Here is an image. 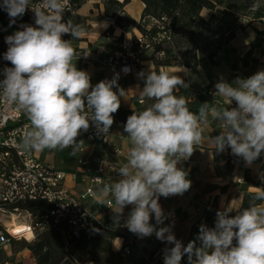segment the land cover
Masks as SVG:
<instances>
[{"label": "clouds", "instance_id": "9594fccd", "mask_svg": "<svg viewBox=\"0 0 264 264\" xmlns=\"http://www.w3.org/2000/svg\"><path fill=\"white\" fill-rule=\"evenodd\" d=\"M0 7L13 23L29 8L35 14L36 26L25 25L6 37L9 47L4 59L13 67L4 68L0 80V90L8 101L16 103L30 120L24 147L75 152L83 143L77 137L89 129L90 121L108 136L113 114L128 91L119 88V74L92 86L90 74L72 63L71 39L62 36L79 38L83 29L64 19V0H40L35 7L30 0H3ZM139 76L143 80L139 95L154 102L127 118L124 132L131 144L127 162L116 169L120 178L102 189L113 197L111 209L116 219L131 205L124 225L130 232L141 238L155 234L158 240L174 245L164 249V264H181L185 255L189 264H264V207L254 203L234 216L229 209L218 211L215 227L200 226V246L195 241L184 246L171 225L157 227L167 219L159 198L190 189L187 172L177 164L189 159L194 146L202 142V125L209 117L221 129L219 135L208 138L217 151L230 148L249 165L264 152V70L232 83L221 79L214 95L223 97L226 105L235 101L236 107L203 103L198 113L190 111L184 96L175 94L176 89L187 86L176 73L153 71L149 65ZM255 199L264 200V189ZM153 216L155 225L150 222Z\"/></svg>", "mask_w": 264, "mask_h": 264}, {"label": "crops", "instance_id": "0c3cea01", "mask_svg": "<svg viewBox=\"0 0 264 264\" xmlns=\"http://www.w3.org/2000/svg\"><path fill=\"white\" fill-rule=\"evenodd\" d=\"M133 1L135 0H130L124 7L128 21V7ZM138 1L141 3V7L139 14L133 21L134 23L138 22L143 8L142 2ZM77 14L86 18V23L90 25V29L83 31L78 41L71 43L75 50L72 63L78 70H84L90 74L92 86L102 80H111L116 74H119L117 81L119 88L128 91L125 97H121V106L130 111L136 110V101L144 99L137 91L143 88V80L139 73L147 72L149 65L153 71L163 70L170 74L179 75L187 85L184 89L199 88L210 84V92L213 96L212 106L217 108L227 107L223 97L214 95L217 82L223 79L232 83L237 78H248L257 71L264 70V57H261L258 52H254L259 41L256 27L252 25L253 28L246 26L243 30L236 32L235 37L219 51L216 64L202 62L194 68L177 65L156 67L151 60H142L137 65H130V73L125 74L120 72V67L123 64H108L109 57H107L104 48L103 33L112 23V20L104 15L101 0H85L77 10ZM96 16H100L101 19L97 20ZM134 30H137L134 26L131 31H123L116 27L113 31L115 37L112 39L122 35L124 43H128L127 34L131 37L133 34L137 36ZM246 32V37L238 45H234L237 36ZM90 45H93L95 50ZM182 68L186 71H180ZM113 90L117 91L118 89L114 88ZM124 125V123L122 125L113 124L109 130L108 139L115 149L120 150L118 153L110 151L102 143L93 145L91 141L82 137H77L78 142L83 141L80 145L81 150L75 152L68 148H56L53 151L46 148L43 151L34 150V152L40 159L67 172H80L83 167L79 160L85 156H89L91 159L105 158L114 163L118 169L127 162V152L131 147L127 133L124 132ZM202 127L204 137L202 142L194 146V152L189 159L181 160L177 164L178 168L187 172L186 178L191 181L190 189L182 195L169 196L168 198L161 196L159 198V204L164 214L174 213L175 217L167 219L163 225H157V227L171 225L176 239L181 241L184 246H187L190 241H195L196 245L200 246V241L197 239L200 226L203 224L209 228L215 227L212 216L216 211L229 209L231 210L229 213L234 216L238 211L243 210L241 203L245 192L253 193L262 190L258 184L261 182L262 174H264V152L249 165L242 158L233 155L230 148H225L223 152L214 149L208 138L219 135L221 129L218 121L209 117L208 122ZM66 151L75 155L73 166H68ZM119 178L116 175L109 180V183L112 184ZM65 184L74 193L83 189L82 184L74 183L69 177H67ZM109 199L112 201L111 206L106 205V201ZM83 204L95 212L101 222L116 218L111 209L115 206L113 197L110 194H103L101 188L97 189L95 197L87 198ZM258 206L264 207V201ZM131 209V205L127 206L119 217L120 223L113 226L122 236L112 240V249L118 251L127 242L130 255L148 256L149 253L155 251L154 258L160 259L161 264H164V249L174 245L158 240L155 234L141 238L130 232L124 225ZM150 222L155 225L154 216ZM24 250L31 254L28 249H22L21 252ZM21 252L14 254V256H18ZM30 259V264H36L32 256ZM181 264H189L186 255L182 258Z\"/></svg>", "mask_w": 264, "mask_h": 264}, {"label": "trees", "instance_id": "16d2710c", "mask_svg": "<svg viewBox=\"0 0 264 264\" xmlns=\"http://www.w3.org/2000/svg\"><path fill=\"white\" fill-rule=\"evenodd\" d=\"M67 1L64 19L80 25L83 31L89 30L86 18L77 14L85 0ZM140 1L143 8L138 22L134 23L140 35L133 34L128 47L122 46V35L104 42L107 57L112 62L137 65V61L151 60L156 67L177 65L187 68H194L202 62L216 64L219 51L235 37L238 30L246 27L238 24L241 18L247 17L252 21L264 18V8H255V0ZM101 2L104 15L112 20L103 35L112 34L116 27L126 31L124 20L127 15L124 7L130 0ZM2 3L3 0H0V4ZM36 4H40V0H30V5ZM203 10L209 13L207 18L202 16ZM17 25L22 26L21 30L25 25L36 26L35 19L29 17L27 10L23 16L15 18L13 23L7 11L0 7V38L5 46L0 52L3 57L9 47L6 37L16 32L13 28ZM210 87V84L199 88L181 87L176 89L175 94L184 96L189 102L190 111L198 113L201 104L209 103L212 106ZM153 102L147 98L142 103L136 101L134 112L144 110ZM131 114L133 111L120 106L113 117L125 124ZM258 185L264 189V174ZM257 193L243 194L242 209L248 208L251 203L258 205L264 201L255 199ZM23 208L33 213L38 209L41 212L48 210L40 201L26 203ZM119 223L120 220L116 218L105 220L93 229L82 232L78 239H69L67 245L59 231L49 229L39 233L32 243L21 242L18 250L28 249L36 264H161L160 259L154 258L155 251L140 257L130 255L129 251L124 250V246L114 251L111 247L112 240L122 235L113 226Z\"/></svg>", "mask_w": 264, "mask_h": 264}, {"label": "built area", "instance_id": "2783aa9c", "mask_svg": "<svg viewBox=\"0 0 264 264\" xmlns=\"http://www.w3.org/2000/svg\"><path fill=\"white\" fill-rule=\"evenodd\" d=\"M37 5L39 4L32 6ZM64 5H68L67 0H64ZM27 14L32 20L35 19L31 8L27 9ZM21 29L22 26L17 25L16 31ZM65 36L66 34L62 39H65ZM122 46L126 47L129 44ZM254 52L264 57V39L259 41ZM116 63L112 62L111 58L108 59V64ZM130 65H121L120 72L130 73ZM6 67L13 65L4 59L0 52V80L4 78L3 70ZM125 68L128 69L127 72L124 71ZM138 102L142 103L143 100ZM227 107H236V102L233 101ZM113 124L122 125V122L114 120ZM30 127V120L24 111L19 109L16 103H10L0 90V264H26L22 260L12 258V245L22 239L32 243L39 233L55 229L59 231L67 245L69 239H78L82 232L101 224L96 213L84 206L83 202L87 198L95 197L98 188L103 189L110 185L109 180L118 175L116 165L105 158L83 157L79 160L83 167L80 172H67L40 159L34 150L24 147L23 144L25 133ZM78 137L91 141L93 145L102 143L112 152H120L113 147L108 136L105 137L98 132L91 121L89 129L86 132L82 131ZM67 177L74 183L82 184L83 189L78 193L71 191L65 184ZM33 201H40L48 210L41 212L38 209L33 213L23 208V205ZM106 205L111 206L112 201L107 200ZM217 212L212 216L214 222L217 219ZM229 215L233 216L230 213ZM165 216L169 219L175 217V214ZM19 217L25 220L22 223L26 225L27 230L17 232L13 229L12 220L14 218L16 221ZM24 232H30L31 237L26 239ZM128 245L125 242L126 252L129 251ZM19 252L21 250L14 253Z\"/></svg>", "mask_w": 264, "mask_h": 264}, {"label": "rangeland", "instance_id": "374dc122", "mask_svg": "<svg viewBox=\"0 0 264 264\" xmlns=\"http://www.w3.org/2000/svg\"><path fill=\"white\" fill-rule=\"evenodd\" d=\"M32 6V5H31ZM140 7H141V3L138 1V0H135L133 1L129 7H128V13H129V21L127 19L124 20L125 22V26H126V31H131L132 30V27L134 26V20L136 19V16L137 14H139V10H140ZM264 8V0H255V8ZM209 15V13L206 11V10H203L202 11V16L207 18ZM97 20H100L101 17L100 16H96ZM250 22L249 26H251L253 28L252 25H254L256 28V32H257V37H258V41L264 39V18L262 19H256V20H249L247 17H244V18H241L240 21L238 22L239 25H242V26H247L248 23ZM17 27H14L13 28V31H16ZM137 34V36H139V32L137 30H134ZM247 35V32L246 33H242V34H239L236 38V40L234 41V45H238L239 42H241V40H243ZM104 36V35H103ZM114 36V33H109L107 35H105L103 37V41L105 42L106 40H110L112 39ZM130 37V38H129ZM66 40H70L71 39V43L73 42H76L78 41V38H72L70 35H67L66 37ZM2 39L0 38V50H3L4 49V45L1 43ZM127 42L128 43H124V40L122 41V45L123 44H129L130 45V42H131V36H129V34H127ZM259 43V42H258ZM91 48H93V50H95V47L93 45H90ZM128 47V46H126ZM120 55V54H118ZM67 155H68V166H73L74 165V161H75V155L72 153V152H68L66 151L65 152ZM25 220L22 218V217H19L18 219H16V222L17 223H22L24 222ZM25 240H20V241H17L15 242L13 245H12V253H13V256L12 258H18V259H21L23 260L24 262L30 264L31 263V254L24 250L22 251L18 256H14V252L17 251L20 247V243L23 242ZM30 256V257H29ZM73 263H75V260H73Z\"/></svg>", "mask_w": 264, "mask_h": 264}, {"label": "bare ground", "instance_id": "6f19581e", "mask_svg": "<svg viewBox=\"0 0 264 264\" xmlns=\"http://www.w3.org/2000/svg\"><path fill=\"white\" fill-rule=\"evenodd\" d=\"M11 225H12L13 229H14L15 231H17V232H21V231H25V230H27V227H26L25 224H23V223H17V222L15 221L14 218H13V220H12ZM24 234H25V237H26V238H27V237H29V238L31 237L30 232H24Z\"/></svg>", "mask_w": 264, "mask_h": 264}]
</instances>
